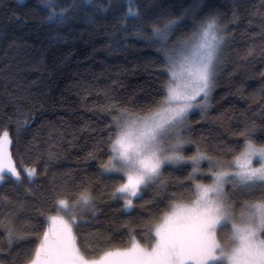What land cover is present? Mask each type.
<instances>
[{
	"label": "snow or ice",
	"instance_id": "obj_1",
	"mask_svg": "<svg viewBox=\"0 0 264 264\" xmlns=\"http://www.w3.org/2000/svg\"><path fill=\"white\" fill-rule=\"evenodd\" d=\"M123 3L126 7L118 13L123 38L135 36L154 46L167 75L151 104L135 109L112 103L102 109L111 118L99 171L119 178L107 196L120 203L127 217L120 225L127 241L118 246L106 233L93 245L91 234L81 236V225L100 211L92 187L82 184L71 196L57 192L50 208L37 209L34 225L25 221L17 226L14 216L0 214V264H264V124L246 123L233 134L237 143L216 152L189 134L190 115L206 112L211 104L231 21H225L213 0H193L179 13L163 0H144L143 6L138 0ZM39 4L46 13L42 22L58 28L79 10L97 23V15L107 13L113 0L107 5L99 0H70L65 7H58L57 0ZM253 15L264 20V0ZM231 19H238L237 9ZM259 27L264 35V23ZM177 32L180 36L169 44ZM254 53L255 46L247 50L249 56ZM28 123L18 120L17 134ZM12 145L5 127L0 131V182L34 184L37 169L23 160L18 168ZM188 147L192 151L185 154ZM166 167L187 172L182 178L166 176ZM170 185L180 191L168 193ZM149 189L152 196L145 200ZM0 201L9 197L0 195ZM136 201L146 215L131 216ZM24 207L25 202H17L18 209ZM20 241L27 247L13 252Z\"/></svg>",
	"mask_w": 264,
	"mask_h": 264
},
{
	"label": "trees",
	"instance_id": "obj_2",
	"mask_svg": "<svg viewBox=\"0 0 264 264\" xmlns=\"http://www.w3.org/2000/svg\"><path fill=\"white\" fill-rule=\"evenodd\" d=\"M69 2L57 0V6ZM99 2L108 4V0ZM138 2L143 6L144 0ZM163 2L179 13L193 0ZM213 3L225 14V21H231V39L224 49L209 109L189 117V134L209 152L237 143L233 134L246 123L264 124V35L259 27L264 20L253 15L261 0ZM125 7L123 0H113L112 8L98 14L95 24L87 19L86 10H79L69 13L75 17L69 24L53 28L42 22L46 13L39 0H0V131L6 127L12 137L17 167H22L23 160L39 173L34 184L15 185L12 179L0 184V195L9 197L6 203L0 201V214L14 216L17 226L25 221L36 224L37 209L50 208L57 192L71 196L84 184L97 195L100 211L94 220L89 216V222L81 225V236L91 234L88 242L93 245L106 233L113 235L118 246L127 241L120 227L127 217L120 203L107 196L119 178L99 171L106 158L102 141L111 118L102 109L112 103L135 109L151 104L161 95L167 75L154 46L135 36L123 38L118 13ZM233 9L238 10V19H231ZM56 32L61 35L57 37ZM180 34H174L170 43ZM252 46L255 53L249 56ZM18 120L29 121L19 134ZM191 151L188 147L185 154ZM90 152L95 156L90 158ZM50 153L54 154L51 159ZM164 172L182 178L187 169L166 167ZM26 186L32 188L31 193L25 191ZM179 191L172 185L168 188V193ZM151 196L149 189L144 199ZM18 201L25 202L23 209L17 208ZM140 203L136 201L132 217L146 215ZM24 247L26 241L17 242L13 252Z\"/></svg>",
	"mask_w": 264,
	"mask_h": 264
},
{
	"label": "rangeland",
	"instance_id": "obj_3",
	"mask_svg": "<svg viewBox=\"0 0 264 264\" xmlns=\"http://www.w3.org/2000/svg\"><path fill=\"white\" fill-rule=\"evenodd\" d=\"M168 43H169V44H171V43H170V40H169V42H168ZM209 107H210V106H209ZM209 107H208V109H209ZM208 109H207V110H208ZM194 112H199V113H202V112H200L199 110H195ZM194 112H193V113H194ZM205 166H206V164H205ZM1 183H2V182H0V184H1Z\"/></svg>",
	"mask_w": 264,
	"mask_h": 264
}]
</instances>
